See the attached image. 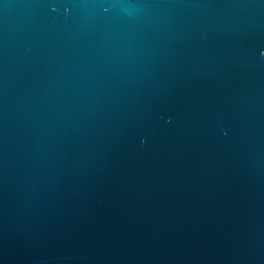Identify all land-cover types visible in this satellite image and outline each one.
<instances>
[{"label":"water","instance_id":"obj_1","mask_svg":"<svg viewBox=\"0 0 264 264\" xmlns=\"http://www.w3.org/2000/svg\"><path fill=\"white\" fill-rule=\"evenodd\" d=\"M0 264H264V0H0Z\"/></svg>","mask_w":264,"mask_h":264}]
</instances>
